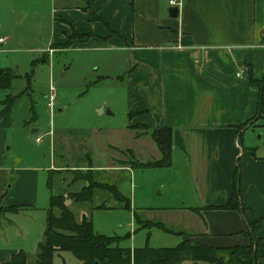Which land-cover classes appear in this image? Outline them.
<instances>
[{
    "label": "crops",
    "instance_id": "1",
    "mask_svg": "<svg viewBox=\"0 0 264 264\" xmlns=\"http://www.w3.org/2000/svg\"><path fill=\"white\" fill-rule=\"evenodd\" d=\"M167 1L91 0L87 10L62 4L59 13L77 34L92 33L104 41L94 45L104 53L107 73L99 79L118 82L123 89V131L133 142L128 149L133 157L148 155L151 160L141 162L146 163L159 154L148 132L134 137L136 130L128 126L170 130L169 165L147 168L182 189L173 197L175 206L163 212L177 230L165 233L212 248L245 247L250 238L242 215L220 207L231 197L238 167L241 202L264 220V145H259L264 113L257 116L258 89L249 83V77L259 81L264 76V0H180L176 18L167 16ZM8 111L0 107V205L17 211L1 213L8 217L0 221V264L24 252L21 246L8 247V232L21 230L15 219L37 199L34 193L28 204H21L4 188L19 170L7 161ZM38 171L30 167L28 176L36 180ZM69 202L65 199L66 207ZM43 228L32 239L33 254ZM257 236L264 238V222ZM256 263L264 264V258Z\"/></svg>",
    "mask_w": 264,
    "mask_h": 264
},
{
    "label": "rangeland",
    "instance_id": "2",
    "mask_svg": "<svg viewBox=\"0 0 264 264\" xmlns=\"http://www.w3.org/2000/svg\"><path fill=\"white\" fill-rule=\"evenodd\" d=\"M62 4L85 10L91 7L90 0H0V38L4 41L0 70L11 75L8 87L0 89V100L4 108L9 106L12 121L7 161L19 169L4 188L21 204H28L34 193L37 196L36 203L30 204L33 210L24 206L16 219L11 218L22 228L9 230L8 247L21 246L31 263L32 239L44 225L50 195L78 192L85 181L67 186L81 177H89L94 190L90 202H69L67 208L77 221L84 214L95 234L114 238L119 248L174 247L179 236L166 234L154 222L163 223L166 232L177 230L171 216L163 218V212L175 206L178 201L173 197L182 189L159 179L156 170L133 168L151 158L138 155L135 159L128 150L134 145L123 131L126 116L120 83L99 79L107 73L103 72L104 53L95 51L94 45L104 41L92 33L80 36L64 23L59 13ZM61 36L62 43L58 41ZM49 85L54 89L51 111L45 100ZM131 126L136 130L134 137L144 133L138 124ZM30 129L37 132L29 136ZM36 137H40L39 143L34 141ZM259 145H264V135ZM30 167L39 170L36 180L28 176ZM48 171L55 174L50 178ZM48 178L49 189L45 185ZM111 188L119 190L124 199L129 197V210L113 200ZM5 217L8 215L1 214L0 221ZM52 264L80 262L70 252H60L53 254Z\"/></svg>",
    "mask_w": 264,
    "mask_h": 264
},
{
    "label": "trees",
    "instance_id": "3",
    "mask_svg": "<svg viewBox=\"0 0 264 264\" xmlns=\"http://www.w3.org/2000/svg\"><path fill=\"white\" fill-rule=\"evenodd\" d=\"M83 35L85 34L80 36ZM10 80L11 75L0 70V89L8 87ZM249 83L258 89L259 107L257 116L259 117L264 113V76L259 81H254L249 77ZM8 109L9 106L5 107L6 111ZM128 128L133 129L132 126H128ZM147 132L158 151L159 158L146 163H136L133 168L167 167L170 162V130L166 127H156L150 131L144 129V133ZM238 170V167H236L231 197L220 209H234L240 212L246 227L245 234L250 238L248 246L212 248L196 242H189L186 239L171 248H149L146 246L135 249L119 248L115 245L114 238L95 234L88 218L82 216L77 221L74 214L65 206V199H69L73 203L91 201L94 183L89 177H81L71 181L67 186L70 187L78 180L85 181L86 183L78 192L68 191L64 195H50L48 207L45 210L42 238L36 244L32 264H52L53 254L57 252H70L80 264H180L184 261H189L192 264H196V262L207 264H257L258 259L264 258V238L257 236V231L261 228L264 220L263 218H255L248 208L242 204ZM48 174L51 178V175L55 173L51 174L48 171ZM50 178L45 183L48 189L51 187ZM111 192H113V200L120 204V208L129 210V197L127 196V199H124L123 194L115 188H111ZM95 208L104 209L102 206H96ZM54 210L58 211L57 215L53 214ZM5 211L16 212L17 207L3 208L2 213ZM154 224L157 228L166 232L161 224ZM1 264L30 263L26 261V254L19 251Z\"/></svg>",
    "mask_w": 264,
    "mask_h": 264
},
{
    "label": "built area",
    "instance_id": "4",
    "mask_svg": "<svg viewBox=\"0 0 264 264\" xmlns=\"http://www.w3.org/2000/svg\"><path fill=\"white\" fill-rule=\"evenodd\" d=\"M168 6H174V7H179L180 6V0H168L167 1ZM3 43V40L0 38V45ZM46 107L48 111H51L53 104H54V89L51 85L48 86V95L46 97ZM36 143L40 142V137H36L34 139Z\"/></svg>",
    "mask_w": 264,
    "mask_h": 264
},
{
    "label": "water",
    "instance_id": "5",
    "mask_svg": "<svg viewBox=\"0 0 264 264\" xmlns=\"http://www.w3.org/2000/svg\"><path fill=\"white\" fill-rule=\"evenodd\" d=\"M177 12H178V9L177 7H174V6H170L168 9H167V16L170 17V18H176L177 16ZM36 132V129H30L29 131V136H31L33 133ZM9 187V183L7 185V188ZM2 209L3 207L0 205V215L2 213Z\"/></svg>",
    "mask_w": 264,
    "mask_h": 264
}]
</instances>
